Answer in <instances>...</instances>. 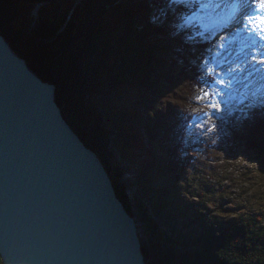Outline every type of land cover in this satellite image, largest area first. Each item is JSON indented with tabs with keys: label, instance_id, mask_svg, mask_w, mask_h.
I'll list each match as a JSON object with an SVG mask.
<instances>
[{
	"label": "trees",
	"instance_id": "1",
	"mask_svg": "<svg viewBox=\"0 0 264 264\" xmlns=\"http://www.w3.org/2000/svg\"><path fill=\"white\" fill-rule=\"evenodd\" d=\"M32 1L0 0V30L34 72L56 85L65 120L98 155L130 214L134 209L120 177L122 165L136 164L139 173L132 185L139 195L134 196V208L143 225L142 251L148 264H264V209L235 215L218 230L204 229L191 244L177 228L164 189L153 188L155 167L179 181L191 159L183 156L192 119L186 96L205 83L197 71L205 45L201 39L188 43L193 37L189 31L185 41L179 37L178 42H166L173 20L177 23L180 14L189 13L188 4L55 0L40 10V21L34 23ZM100 6L107 7V14L93 17ZM245 116L223 122L226 127L220 130H229L230 153L244 147L264 174V108H252ZM157 144L166 158L153 154ZM137 149L146 151L141 162L135 161Z\"/></svg>",
	"mask_w": 264,
	"mask_h": 264
},
{
	"label": "water",
	"instance_id": "2",
	"mask_svg": "<svg viewBox=\"0 0 264 264\" xmlns=\"http://www.w3.org/2000/svg\"><path fill=\"white\" fill-rule=\"evenodd\" d=\"M56 91L0 30L2 264H148L134 218L98 155L65 120ZM71 154L81 158L89 193L71 190L73 166L72 183L62 172Z\"/></svg>",
	"mask_w": 264,
	"mask_h": 264
},
{
	"label": "rangeland",
	"instance_id": "3",
	"mask_svg": "<svg viewBox=\"0 0 264 264\" xmlns=\"http://www.w3.org/2000/svg\"><path fill=\"white\" fill-rule=\"evenodd\" d=\"M47 1L34 0L32 5L30 4L32 7L29 13L34 23L40 21L39 13L43 7L55 3V0ZM182 1L191 9V5H198L199 0H173V3ZM258 7L262 6L260 4L255 6L256 9ZM98 8L93 17L103 18L107 14V7ZM212 8L215 13L217 8L211 2L208 7H205V12H210ZM72 13L71 8L67 14L68 17ZM253 13L252 9V15L249 18L253 17L258 21L257 15ZM173 15L179 16L176 12H173ZM184 15V13L180 14L181 19L178 18L177 23L173 20L172 33L168 34L166 42H178L179 37L185 41L186 32L189 31L193 37L186 39L188 43L201 39L205 45L201 52L202 56L199 55L201 62L197 69L205 83L201 89H194L195 91L186 96L189 100L187 109L190 110L192 107V119L185 132L183 156L191 158L190 164L179 181L159 170L158 167H155L151 174L153 188L164 189L162 192L166 194L171 208L175 211V223L181 235L194 244L196 241L192 238L204 229L218 230L225 221L235 215L256 214L264 209V174L258 169V163L251 152L244 147L235 154L230 153L232 144L229 130L228 133L220 130V127L223 129L226 127L223 125L226 121L233 119L236 115H239L238 118L243 116L245 118L246 112L252 108H264L263 100L257 102L259 99L253 98L252 92L250 95H243V92H250V90L248 83L244 84L245 86L241 85V82L246 80L239 77L244 70L248 78H256L257 74H248L251 70L249 65L252 64L260 63L259 67L264 69V52L256 50L258 45L264 49V36L259 32V28L253 29L254 26L249 18V22L242 23L241 26L239 23L237 25L231 23L227 28L219 29L210 26L214 17L207 19L202 9H197L189 17ZM262 30H264L263 27ZM261 71H255L258 73V78L261 77L259 74ZM207 77L211 78V82L206 80ZM236 85H239L240 93L234 90ZM260 88L264 98V86L260 85ZM231 91L237 95L235 103L229 100ZM242 99L248 100L245 106L239 103L243 101ZM95 117L99 120L101 116L98 113ZM228 125H232L231 122H228ZM136 131L140 132L143 145L147 148L144 132H141V129ZM105 142L106 140L101 141V143ZM158 146L159 144L153 145V154L158 159L166 158L165 152ZM145 153L144 149H137L135 161L141 162L145 158ZM122 171L123 176L120 179L125 186H123V193L128 198L132 210L134 209L133 214L136 215L133 203H135L134 196L139 195V191L136 192L137 187L132 183L139 170L133 161L130 168L126 164L122 165ZM127 177L131 179L126 180ZM146 185L149 186V183ZM139 227L143 232L140 221Z\"/></svg>",
	"mask_w": 264,
	"mask_h": 264
},
{
	"label": "bare ground",
	"instance_id": "4",
	"mask_svg": "<svg viewBox=\"0 0 264 264\" xmlns=\"http://www.w3.org/2000/svg\"><path fill=\"white\" fill-rule=\"evenodd\" d=\"M228 1H236L235 3H239L240 5H239V9L241 10L240 12H239V15H242V20H241V17L240 18H238L237 19V22L239 23V26H241V24L243 23V24H245V23H247V22H249L248 21V18L252 15V9L254 10V13L253 14H256L257 15V19H258V21L257 20H255V18H253V17H251V24L254 26V28L253 29H255V28H259V32H261V35L262 36H264V30H262V27H263V29H264V24H261V22H260V19H259V17L260 16H264V7H258L257 9L255 8V6H257L258 4H260L259 3V0H228ZM241 1V2H240ZM217 3H218V9L220 8V9H222V7H223V5L222 4H224V5H227V3H219V0H217L216 1ZM248 2V3H247ZM201 3H207V0H201ZM183 4V3H182ZM247 4V5H246ZM207 12V11H206ZM185 13V12H184ZM209 13H211V16H212V14L216 17V14H214L213 13V8L210 10V12ZM204 14H205V12H204ZM227 14V13H226ZM226 14H221V18H218V17H214V19L212 20V23H211V26L212 27H215L216 25H220L221 23H223L224 22V17L226 16ZM253 18V19H252ZM181 19V18H180ZM241 20V21H240ZM230 22H234V23H236V21H234L233 19H231V21ZM249 23V24H250ZM261 27V28H260ZM240 29V28H239ZM213 31V30H212ZM212 33V32H211ZM234 33V32H233ZM213 34V33H212ZM228 35V34H227ZM263 40V39H262ZM263 45H264V43H263ZM256 50L257 51H261L262 50V52H264V49H262L259 45L257 46V48H256ZM263 63H264V61H263ZM200 65V64H199ZM254 65L256 66V67H254ZM252 64V65H249V68H251V70L249 71V73L248 74H250V73H252V74H257L258 75V73H256L255 71H259V70H262L259 74H260V76L261 77H259L258 78V76L256 75V78H254V77H250V78H248L247 77V75L245 74V71L244 70H242L241 71V73H242V75H240L239 77L240 78H244V80H246V81H244V82H241L242 84V86H245L244 84H249L250 83V85H249V90H250V92H247V93H249V95H250V93L252 92V93H254V90H252L251 89V85L252 86H258L259 84L260 85H262V84H264V78H263V76H264V69H261V67H259L261 64L260 63H257V64ZM262 80V81H261ZM204 85V84H203ZM240 85V86H241ZM239 86V85H238ZM237 85H236V87H235V89L234 90H237L238 91V93H240V88L238 87ZM244 88V87H243ZM256 93H258V90L256 91ZM257 95L258 94H256V95H252L253 96V98L254 97H257ZM259 97V96H258ZM54 135V139H55V141H56V145H57V147L58 146H60L59 145V143L57 142V136H55V134H53ZM59 149H60V147H59ZM67 151H70V150H68L67 149ZM72 153H74V152H72ZM74 154H78V153H76V151H75V153ZM73 154V156H72V154H71V156L69 155V157L68 158H66V169L65 170H63L62 172H64V173H68L69 174V176H70V179H71V183H72V178H71V175L72 176H74V173H73V171H72V168L74 167L75 168V171H76V180H75V182H74V185H73V187H72V185H70V187H71V190L73 189V193H74V190H75V192H79V191H82V193L83 194H85V193H89V190H90V187H89V184H85V182H86V180H85V178L83 177V172H82V168H81V163L79 164V162H81V158H79V156H77V155H74ZM79 155V154H78ZM74 157H75V159H74ZM71 166H73V167H71ZM73 168V169H74ZM59 173H61V171L59 172ZM67 174V175H68ZM130 179V177H127V179L126 180H129ZM132 193V192H131ZM75 194V193H74ZM133 194V193H132ZM69 195V193L67 192V196ZM134 204V203H133ZM131 216L134 218V221H135V224H136V226H137V235H138V237L139 238H142V235H143V232H142V230L140 229V227H139V220H138V218L136 217V215H134V214H131ZM137 218V219H136ZM102 222H104V221H102ZM93 226H95V227H98L99 226V224H98V222L96 221V220H94L93 221V224H92Z\"/></svg>",
	"mask_w": 264,
	"mask_h": 264
},
{
	"label": "snow or ice",
	"instance_id": "5",
	"mask_svg": "<svg viewBox=\"0 0 264 264\" xmlns=\"http://www.w3.org/2000/svg\"><path fill=\"white\" fill-rule=\"evenodd\" d=\"M259 3L262 7H264V0H259ZM261 24H264V16L259 17ZM249 21L251 22V18H249Z\"/></svg>",
	"mask_w": 264,
	"mask_h": 264
}]
</instances>
